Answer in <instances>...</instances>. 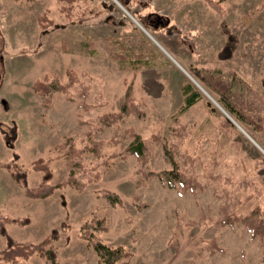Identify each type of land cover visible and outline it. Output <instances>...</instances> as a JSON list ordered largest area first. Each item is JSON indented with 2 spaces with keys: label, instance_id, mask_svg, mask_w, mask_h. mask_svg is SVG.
<instances>
[{
  "label": "rangeland",
  "instance_id": "rangeland-1",
  "mask_svg": "<svg viewBox=\"0 0 264 264\" xmlns=\"http://www.w3.org/2000/svg\"><path fill=\"white\" fill-rule=\"evenodd\" d=\"M116 1L121 7L114 0L80 1L69 19L59 9L66 2L0 0V124L17 130L13 149L0 135V213L30 218L25 227L8 225L7 232L18 242L39 243L57 231V264H97L96 252L80 237V226L91 217L104 220L106 231L99 234L104 244L132 254L126 264H263L258 237L251 238L241 222L223 226L218 220L224 204L239 215L264 208V153L235 126L231 132L220 130L225 115L201 91V99L177 116L187 137L177 138L170 129L183 103L181 86L196 87L180 67L186 72L190 67L234 71L264 103V0H215L220 14L203 0ZM39 15L45 16L47 27L38 21ZM108 38L126 43L135 54L156 52L152 66L133 69L128 61L121 66L111 58ZM225 45L231 55L220 59L218 52ZM69 69L94 79L85 99L87 110L81 108V99L70 101L61 93L40 96L32 89L36 80L47 76L66 83ZM127 85L145 116L123 115L112 126L102 124L104 113L122 108ZM104 100L106 105H97ZM243 127L264 151V129ZM126 129L149 142L148 169H172L164 145L176 143L181 152L175 162L195 176L196 191L182 192L154 177L141 178L135 156L126 150ZM66 137H75L79 150L100 145L74 154L70 166L54 149ZM13 151L28 171L30 187L40 183L42 173L30 167L38 158L49 160L52 184L70 174L92 182L81 191L66 186L48 198L30 199L5 168ZM185 151L195 154L192 166L184 162ZM214 155L221 160L216 167L211 164ZM104 191L116 194L121 203L107 202ZM16 264L48 263L34 255Z\"/></svg>",
  "mask_w": 264,
  "mask_h": 264
},
{
  "label": "trees",
  "instance_id": "trees-1",
  "mask_svg": "<svg viewBox=\"0 0 264 264\" xmlns=\"http://www.w3.org/2000/svg\"><path fill=\"white\" fill-rule=\"evenodd\" d=\"M59 3L66 2L67 5H61L60 11L64 15L71 19L75 13L73 10L75 5H78L80 1L85 0H57ZM208 7H210L217 14L222 13L220 4L215 0H203ZM84 16V15H83ZM38 21L43 27H47L49 22L45 20L44 15H39ZM45 25V26H44ZM111 49V58L116 60L121 66L124 62H129L133 69H139L140 67H151V56H156V52L143 50L138 53H133L130 46L126 43L119 44V42L113 38H108ZM115 50H114V49ZM119 48V51L116 49ZM94 53L90 50V54ZM231 55V50L228 45H225L219 52L218 57L220 59H227ZM188 72L198 82V84L214 98V100L222 107V109L235 121L242 129L243 126H252L254 130L261 131L264 129V116L262 115L264 103L263 100L258 97L251 88L250 84L238 76L234 71L228 73H221L218 71L208 72L202 71L196 68H188ZM66 75L68 80L66 83H61L56 76L44 77L43 80H36L33 85V91L40 96H48L54 93H61L65 99L70 101H76L81 99L80 106L82 109L87 110L89 106L85 103L87 93L91 87L90 80H94L90 74L82 72L78 75L74 70H67ZM260 84L264 88V74L260 78ZM124 101L122 108L119 112H106L100 117L102 124L106 126H112L116 124L123 115H134L137 118H143L145 112L139 107L138 103L133 99L131 87L126 86L124 93ZM181 94L183 97V103L181 107L174 113V125L171 127V133L181 139H185L188 135L186 128L182 125L177 116L187 111L190 107L196 104L202 97V93L199 89L194 87L191 83H185L181 86ZM1 103H5L1 100ZM107 100L97 104L106 105ZM15 126V125H14ZM13 125H7L5 123L0 124V135L4 144L13 149V141L16 138V128ZM219 128L223 132H231L234 129V125L226 117H224L220 123ZM245 131V129H243ZM126 139L130 142L126 150L135 156L139 168L138 174L141 178L149 179L156 178L161 184L168 185L173 188L180 187L182 192L191 191L195 192L199 184L193 175H187L185 170H180L175 162L174 156L181 151L176 143L170 146L164 145L166 159L171 162L173 168L170 170H152L146 168V165L150 159L149 142L135 133L133 129H126L123 132ZM152 139L159 143V137L155 136ZM187 140V139H186ZM185 140V141H186ZM184 141V142H185ZM100 143H95L91 147L79 150L75 145V137H66L64 142L54 147L59 151V157L66 156L68 158V165H72V159L74 154L80 155L83 151H94ZM86 148V149H85ZM184 162L186 165L192 166L195 163V154L190 155L186 151L183 152ZM18 154L12 152V160L7 163L5 168L9 172L10 177L14 183L23 189V193L30 199H45L48 198L54 190L62 187H70L76 190H83L88 182H92L89 178L88 182L78 180V177L70 174L69 177L59 184H52V172L49 168V160L42 158L35 159L31 162V170L41 172L40 183L35 187L29 186L28 171L17 163ZM211 164L213 167L219 166L221 160L215 155L212 157ZM98 175V174H97ZM218 178V176H216ZM216 177L209 176L210 179ZM93 182H95L93 180ZM141 180H138V185ZM249 182L244 183L245 186H249ZM102 197L112 204H120L121 199L110 191H104ZM239 201V200H238ZM221 219L218 223L223 226H233L237 222H241L244 229L250 234L251 238H259L262 253L264 255V208L260 206L255 207L245 215L237 214L236 208L221 206ZM103 219L96 220L93 217L89 218L80 226V237L88 241L89 245L93 248L98 256L97 264H126L132 254L121 246L111 247L102 242L99 238L101 232L106 231V226ZM30 223V218L25 217H12L9 215H3L0 213V236L4 240V248L0 250V264L11 263L16 264L21 260H28L34 255H37L48 264H57V254L53 246V241L58 238L57 231H52L39 243H25L18 242L7 232L8 225H16L17 227H25ZM191 224H194L193 222ZM213 244V242H212ZM214 245V244H213ZM219 250L218 248H214ZM264 264V258H263Z\"/></svg>",
  "mask_w": 264,
  "mask_h": 264
},
{
  "label": "water",
  "instance_id": "water-1",
  "mask_svg": "<svg viewBox=\"0 0 264 264\" xmlns=\"http://www.w3.org/2000/svg\"><path fill=\"white\" fill-rule=\"evenodd\" d=\"M124 11L133 19V17L124 9ZM134 20V19H133ZM135 21V20H134ZM136 22V21H135ZM145 30V29H144ZM145 32V34L151 39V40H153L154 42H156L152 37H151V35L145 30L144 31ZM157 43V42H156ZM158 44V43H157ZM177 64V63H176ZM178 65V64H177ZM179 66V65H178ZM180 67V66H179ZM181 69H182V71L185 73V74H187V76L190 78V80H191V82L193 83V84H196L195 86L205 95V96H207V98H209V100L213 103V104H215V106L217 107V108H219L220 109V111L225 115V117L230 121V122H232V124L236 127V128H238L239 130H241V132L243 133V134H245L263 153H264V151L247 135V133L242 129V127L237 123V122H235L223 109H222V107H220L219 105H218V103L214 100V98L212 97V96H210L193 78H192V76L191 75H189V73L188 72H186L182 67H180Z\"/></svg>",
  "mask_w": 264,
  "mask_h": 264
},
{
  "label": "bare ground",
  "instance_id": "bare-ground-1",
  "mask_svg": "<svg viewBox=\"0 0 264 264\" xmlns=\"http://www.w3.org/2000/svg\"><path fill=\"white\" fill-rule=\"evenodd\" d=\"M119 6H120V4L116 1V0H114ZM121 7V6H120ZM143 31H145L144 30V28L140 25V24H137ZM152 37V36H151ZM153 41V40H152ZM187 75V74H186ZM190 75V74H189ZM188 77V76H187ZM189 78V77H188ZM193 78V77H192ZM190 79V78H189ZM194 79V78H193ZM195 80V79H194ZM196 81V80H195ZM198 83V82H197ZM194 85H196V84H194ZM219 105V104H218ZM220 106V105H219ZM221 107V106H220ZM219 109V108H218ZM220 110V109H219Z\"/></svg>",
  "mask_w": 264,
  "mask_h": 264
}]
</instances>
